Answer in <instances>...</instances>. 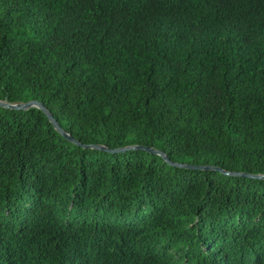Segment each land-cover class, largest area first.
Here are the masks:
<instances>
[{
    "label": "trees",
    "instance_id": "16d2710c",
    "mask_svg": "<svg viewBox=\"0 0 264 264\" xmlns=\"http://www.w3.org/2000/svg\"><path fill=\"white\" fill-rule=\"evenodd\" d=\"M0 101V264H264V0H0Z\"/></svg>",
    "mask_w": 264,
    "mask_h": 264
},
{
    "label": "water",
    "instance_id": "95a60500",
    "mask_svg": "<svg viewBox=\"0 0 264 264\" xmlns=\"http://www.w3.org/2000/svg\"><path fill=\"white\" fill-rule=\"evenodd\" d=\"M0 106L7 107V108H26V107H29V106H36L37 108L41 109L46 114V116L48 117L49 121L52 123V125L57 130V132H59L61 135H63L68 140L77 143L72 137H70L66 132H64L59 127V125L57 124L55 119L51 116V114L47 111V109L42 104H40L39 102L31 101V102H28V103H25V104L20 103V104L15 105V104H10V103L4 102V101H0ZM167 162H169V161H167ZM171 165L178 166V167L185 166L184 164L181 165V164H177V163H171ZM258 177L259 178H264V176H258Z\"/></svg>",
    "mask_w": 264,
    "mask_h": 264
}]
</instances>
